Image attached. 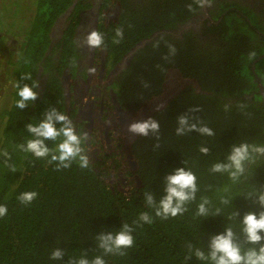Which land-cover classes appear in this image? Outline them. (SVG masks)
I'll list each match as a JSON object with an SVG mask.
<instances>
[{"label": "trees", "instance_id": "obj_1", "mask_svg": "<svg viewBox=\"0 0 264 264\" xmlns=\"http://www.w3.org/2000/svg\"><path fill=\"white\" fill-rule=\"evenodd\" d=\"M74 1L47 0L42 10L44 0H36V18L27 33L28 40L19 54L15 70L10 95L13 104L1 112L0 152L8 151L11 157L8 164L14 165L16 170L12 171L0 157V205L7 207V214L0 217V264H68L71 259L81 256L89 261L101 256L106 264H211L194 255L186 259L187 245L191 243L207 254L209 238L223 233L229 226L237 234L243 249L253 247L244 242L241 220L247 212L258 214L264 210L254 196L246 198L264 190V157L247 163L244 175L236 182L227 173L210 172L214 163L226 162L233 144L264 145V97L253 93L257 91V85L250 70L251 63L264 52V39L253 31L244 32L245 27L233 25L240 31L228 29L223 32L224 40L229 43L240 39V43L232 48L238 53L234 59L239 58L241 63L237 70L231 69L229 61L225 66L229 55L224 54V49L202 45L194 38L182 42L167 34L157 35L137 50L130 66L122 69L118 82L114 83L122 112L117 119L126 129L123 135H118L115 152L105 160L89 158L88 168H81L73 162L67 169L56 170L55 163H48L50 157L37 159L17 148L31 138L26 125L41 120L43 115L37 119L38 114L54 107L69 116L62 100L60 76L66 70L69 73L77 70L74 27L78 10L90 6L86 0H79L74 12L77 14L75 19L74 15L71 16L73 21L63 33V40L50 50L51 55L45 57V53L52 25ZM190 1L182 0L180 8L174 1L175 9L170 13L176 11L175 19L181 23L198 7L194 6V0L190 10L187 4ZM128 2L103 1L98 32L104 36L100 50L107 53L109 67L120 61L142 38H151L156 31L169 28L172 23L170 14L163 18L146 11V4L153 3L156 8L157 0H144L143 5L138 3L136 8L141 11L132 15L124 13L130 8ZM110 9L115 11L110 14ZM230 20L228 17L227 21ZM227 25L231 27V24ZM117 27L123 29V39L115 44L113 38ZM258 27L264 34L262 21ZM251 41L257 43L254 48L250 46ZM62 43L64 48L60 52L58 48ZM252 52L255 56L249 58ZM29 60L32 69L27 67ZM42 61L45 73H50L45 93L37 103L29 102L26 108H17L16 84L31 86L37 83L34 72ZM256 67L255 71L264 84V62ZM26 75L31 79L22 80L21 77ZM169 76L175 80L170 91L167 86ZM249 93L254 94L251 100H241L233 105L226 101L233 99V95ZM157 105L161 106L159 111ZM194 107H199L200 111L189 112ZM185 113L195 118L192 122L199 121L210 127L215 135L206 136L193 131L177 136V117ZM73 116L69 117L76 131L81 133L83 123L77 128ZM127 116L132 122L152 117L159 122L160 131L150 133L148 137L133 136L127 131ZM46 143L52 148L56 142ZM202 145L209 148L207 155L199 151ZM180 167L191 169L196 175L197 199L187 205L188 211L183 215L166 220L158 218L146 205L143 193L150 191L158 202L166 195L164 178ZM26 191L38 193L29 205L18 200V196ZM201 196L211 201V216L206 218L196 215ZM222 197L229 203L222 204ZM217 208L221 213L215 215ZM142 212H148L153 223L136 227L133 221ZM235 212L239 213L238 217ZM124 223L135 229L132 233L134 246L126 249L124 256L104 254L98 247L96 235L118 231ZM56 248L65 252L61 260L50 259Z\"/></svg>", "mask_w": 264, "mask_h": 264}, {"label": "clouds", "instance_id": "obj_2", "mask_svg": "<svg viewBox=\"0 0 264 264\" xmlns=\"http://www.w3.org/2000/svg\"><path fill=\"white\" fill-rule=\"evenodd\" d=\"M204 3V0H200ZM191 10V6L189 5ZM123 39V29L117 27L115 29V37L113 43L118 44ZM84 44L92 49H100L104 45V36L102 33L92 30L83 38ZM255 56L252 52L249 58ZM22 80H30L31 76L26 75L21 77ZM38 83L16 84L18 89L17 95L19 99L16 101V107L24 109L38 98ZM147 87V85H145ZM160 105H157L156 110L159 111ZM227 108V106H225ZM200 111L199 107L189 109V112ZM195 118L188 114H181L177 117V127L175 133L177 136H183L189 132H198L201 135L213 136L214 131L207 125L197 121L192 122ZM59 125V127H57ZM27 131L31 134L29 139L23 144L17 145V148L25 153H31L37 159L49 158L48 163H55L56 170L67 169L71 167L73 162H77L81 168L89 167V157L86 154L84 147L85 142L89 139L88 133H78L73 120L65 113L58 111L56 108H51L43 113V118L37 123H29L26 125ZM127 131L133 136L148 137L149 134H158L160 125L157 120L149 117L146 120L133 121L128 124ZM46 141L56 142L55 146L50 148ZM199 151L207 155L209 148L200 146ZM0 157L4 158V164L15 171L14 165H9L10 155L7 150L0 152ZM258 157H264V145L249 144L240 142L233 144L231 150L226 157V162H216L211 168L212 173H227L229 178L236 182L245 173L247 163L254 162ZM185 163V161H184ZM164 191L166 195L161 197L157 202L156 198L150 191L143 193L146 205L153 209L155 216L161 219L169 217H177L188 211L187 205L196 201L199 191L197 185V177L191 169L180 167L174 170L173 173L164 178ZM38 196L36 191H26L18 196V200L23 205H29ZM256 198V202L264 209V190L257 191L249 197ZM222 204H228L229 200L221 198ZM211 201L206 196L200 197V202L197 206L196 215L199 217H208L210 215ZM221 213L219 208L216 209L215 215ZM7 214V207L0 205V217ZM239 216L238 212L234 213ZM152 224V216L148 212L140 213L137 220L133 221L136 227H142L143 224ZM241 232L244 237V242L253 247H248L246 250L242 248L238 242L237 234L232 227H226L223 233L213 235L209 238L207 254L201 248L194 247L191 243L187 245L188 256L190 259L193 255L200 261H209L211 264H264V210L258 214L255 212H247L241 220ZM134 227L128 223H124L118 231L102 232L96 235L98 247L103 250L104 254H116L120 256L126 255V249L134 246V237L132 235ZM258 245V248L255 247ZM65 255L64 250L56 248L52 251L50 259L61 260ZM68 264H106L101 256H96L91 261L85 256L79 259H71Z\"/></svg>", "mask_w": 264, "mask_h": 264}, {"label": "flooded vegetation", "instance_id": "obj_3", "mask_svg": "<svg viewBox=\"0 0 264 264\" xmlns=\"http://www.w3.org/2000/svg\"><path fill=\"white\" fill-rule=\"evenodd\" d=\"M103 1L105 0H86L90 6H84V9L78 10V14L76 13L77 25L74 27L75 36L73 41L75 48V63L78 65L77 70H75L74 73H69L66 70L60 76L64 107L66 108L67 114H69V116L72 114L74 115L73 118L75 117L74 122L77 124V128L80 127L79 125H81V121L84 122L86 115V111L85 114L82 111L80 115V110H82V107L85 109L88 108L89 104L83 102V97L85 95H88L89 97L99 95L98 98L100 100L98 103L100 105L94 101L91 108L92 117H89H91L92 123L97 124V122H100L105 125L106 119H113L114 116H122L121 107L118 105L117 88L115 87L114 83L118 82V78L122 69H126L130 66L133 56L139 51V49L145 47V45L148 44V42H146L147 44L144 43L146 40L154 39L157 37V35L165 34L171 36L175 40L182 42H189V40L194 38L198 43H202V45H209L215 49H224V54L229 55L228 60L225 61V66L229 61L231 64V69L237 70L240 68L241 63L239 58L234 59L238 53H235L232 48L240 43L238 41L240 39L233 40V42L229 43L228 41L224 40L223 32H228V29L240 31L238 27H232L233 25H239L240 27L246 28H244V32L246 30L253 31L264 39V34L258 30V26L261 21L264 27V0H204V3L195 0V4L194 0H191L187 4L191 7L193 4L194 6L198 5V7L195 8L194 11L188 15V19L182 23L175 19L176 11H174V14L170 13L175 9L174 1H176L177 7L180 8L182 0H170L169 2L157 0L156 8L154 7L153 3H147L146 11H148L153 16L163 18L170 14L172 17L171 26L169 28L164 27L163 29H159L151 36V38H142L132 46L131 50L126 53L120 61L113 65V67H109L106 60V52L100 49L89 48L83 42V38L88 32L92 30H99V20L102 7L104 5ZM78 3L79 0H75L73 5L55 20L50 29V43L45 53V57L51 55L52 52L50 50H52V48L56 46V44L60 42L61 39L63 40V33L66 29H68L70 23L73 21L70 18L72 15H74ZM128 3L130 8L125 9L124 13L126 15L138 14L141 10L137 9L136 6L138 3L143 5L144 0H129ZM113 11H115V9H113ZM113 11L110 9V14ZM116 11L118 10L116 9ZM228 17H231L229 22L227 21ZM227 24H231V27ZM256 44L255 42L251 41L250 46L254 48V45ZM262 47H264V45H262ZM63 48L64 44L62 43V46H60L58 49L60 52H62ZM230 49L232 50L229 51ZM224 54L220 53L219 55ZM97 60L102 62L96 65L95 62H97ZM261 62H264V52L262 54L260 53L259 56L251 63L250 70L253 76V81L257 85V91H254L253 93H259L264 97V84L258 77L257 71H255L257 69L256 64ZM43 63L44 61H42V64H37V70L34 72L35 81L39 86L37 88L38 98L32 103H37V100L39 101L41 96L45 93L48 80L47 78L50 76V73H45ZM262 68L264 70V67ZM93 73L99 78L107 75V87L104 88L95 86L94 79L91 77ZM194 74L199 75L197 71H194ZM191 77H193V75H191ZM173 81L175 80L171 79V77L168 79V91L171 90ZM101 91L103 92V95H101ZM254 94L249 93L243 96L233 95L231 96L233 99H226V101L230 105L238 104L241 100H251ZM148 106L150 105L148 104ZM131 122L132 118L127 116V125ZM117 124L118 127H116L115 130L117 129L119 135H123L126 128L119 123ZM106 138H108V136H106ZM95 160H97L96 157Z\"/></svg>", "mask_w": 264, "mask_h": 264}, {"label": "rangeland", "instance_id": "obj_4", "mask_svg": "<svg viewBox=\"0 0 264 264\" xmlns=\"http://www.w3.org/2000/svg\"><path fill=\"white\" fill-rule=\"evenodd\" d=\"M45 4H47V0H44L42 10ZM36 10V0H0V125L2 124L1 112L9 109L13 104L10 95L14 88L15 70L18 65L19 54L28 40L27 33L31 30L32 23L36 18ZM42 13L43 11L40 10V14ZM30 62L31 60L28 61L27 67L32 69ZM101 62L97 60L95 64L98 65ZM104 76L99 78L93 73L91 77L94 79V85L107 87L108 77L107 75ZM101 95H103L102 91ZM98 96L89 97L85 95L83 97V102L89 104L88 108L82 107V110H80V115L82 111L84 114L86 111L85 120L84 122L81 121L83 124L80 130L81 133L87 132L89 136L84 144L88 157H92L90 159L102 158L103 161L106 156L115 152L119 135L117 129L115 130L118 127V117L114 116L113 119H106L105 125L100 122H97V124L92 123L91 108L94 101L100 105ZM43 113L38 114L36 118L39 119ZM132 166L133 162H131Z\"/></svg>", "mask_w": 264, "mask_h": 264}, {"label": "water", "instance_id": "obj_5", "mask_svg": "<svg viewBox=\"0 0 264 264\" xmlns=\"http://www.w3.org/2000/svg\"><path fill=\"white\" fill-rule=\"evenodd\" d=\"M151 41H152V39H150V40H146L144 43H146V42L149 43V42H151ZM146 44H147V43H146ZM135 50H136V49H135ZM135 50H134V51H135ZM117 123H119V119H117Z\"/></svg>", "mask_w": 264, "mask_h": 264}]
</instances>
